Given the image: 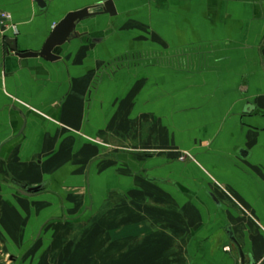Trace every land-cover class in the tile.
Segmentation results:
<instances>
[{
	"label": "crops",
	"instance_id": "crops-1",
	"mask_svg": "<svg viewBox=\"0 0 264 264\" xmlns=\"http://www.w3.org/2000/svg\"><path fill=\"white\" fill-rule=\"evenodd\" d=\"M104 1L0 0L19 31L0 30L7 250L64 264L115 233L130 264H242L230 229L264 264V0H113L58 60L7 53Z\"/></svg>",
	"mask_w": 264,
	"mask_h": 264
},
{
	"label": "water",
	"instance_id": "water-1",
	"mask_svg": "<svg viewBox=\"0 0 264 264\" xmlns=\"http://www.w3.org/2000/svg\"><path fill=\"white\" fill-rule=\"evenodd\" d=\"M37 4L40 8L44 9L46 7V3L44 0H36ZM102 6V11L98 12H90V8L85 7L80 10L69 12L52 30L50 36L46 39L41 51H20L17 45V39L7 37L6 44H7V53L10 54L14 52L20 58H34V57H42L48 61H55L60 58V56L54 53L55 49L63 46L67 42H69L73 37H78L82 33L79 31L80 26H84L85 21L89 18L99 16L101 14H110L112 16L116 15V8L114 6L113 0H106L99 7ZM89 26H85L83 33L88 31ZM250 106V105H249ZM43 186H36V187H28L24 188L21 187V192L25 195H31L40 189ZM214 197V196H213ZM214 200H217L214 197ZM230 239L237 245V248L240 252L242 264H246L245 261V253L240 246V244L235 239L232 231L230 229L227 230Z\"/></svg>",
	"mask_w": 264,
	"mask_h": 264
},
{
	"label": "rangeland",
	"instance_id": "rangeland-1",
	"mask_svg": "<svg viewBox=\"0 0 264 264\" xmlns=\"http://www.w3.org/2000/svg\"><path fill=\"white\" fill-rule=\"evenodd\" d=\"M179 159H192V155L189 152L178 153ZM177 157V158H178ZM177 161L178 159H173ZM78 219V218H77ZM112 240L109 241V244L106 247L98 250L97 245V236L94 234L91 237V241L88 246L85 248L84 245L81 248H74L70 251V255L64 254L65 258L64 264H130L129 258H127L130 251L126 248L116 249L115 246L121 245L123 240H118L116 234H111ZM143 236V235H142ZM6 242L3 237L0 235V264H21L22 261L18 258L17 254H11L6 248ZM27 246V245H26ZM25 246V247H26ZM28 251V249H26ZM26 250L24 253H26ZM141 250V249H138ZM23 250H21L22 253ZM15 252V251H14ZM69 252V251H68ZM119 254L120 256H115ZM14 255V256H13ZM13 257V261L11 260ZM17 261V262H16ZM21 261V263H20Z\"/></svg>",
	"mask_w": 264,
	"mask_h": 264
},
{
	"label": "built area",
	"instance_id": "built-area-1",
	"mask_svg": "<svg viewBox=\"0 0 264 264\" xmlns=\"http://www.w3.org/2000/svg\"><path fill=\"white\" fill-rule=\"evenodd\" d=\"M0 30L4 34L11 32L12 34L16 35L19 32L18 25L14 23L12 14L3 9H0Z\"/></svg>",
	"mask_w": 264,
	"mask_h": 264
}]
</instances>
